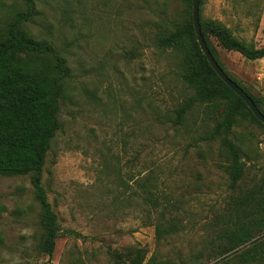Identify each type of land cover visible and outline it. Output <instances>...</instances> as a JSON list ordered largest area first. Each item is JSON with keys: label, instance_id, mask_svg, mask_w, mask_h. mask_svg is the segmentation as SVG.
I'll list each match as a JSON object with an SVG mask.
<instances>
[{"label": "rangeland", "instance_id": "1", "mask_svg": "<svg viewBox=\"0 0 264 264\" xmlns=\"http://www.w3.org/2000/svg\"><path fill=\"white\" fill-rule=\"evenodd\" d=\"M32 3L24 29L51 42L69 66L42 177L61 235L48 257L30 175H0V264H129L130 246L160 264H215L240 228L253 233L251 240L220 264H264V127L233 99L196 102L182 122L174 119L196 90L183 78L190 63L182 46H160L159 39L188 19L185 1ZM26 10L25 0H0V27ZM199 17L264 43V0H200ZM209 40L226 73L259 98L264 112V58ZM234 105L229 137L243 173L231 186L223 133L209 136ZM146 177L180 231L159 238L131 212L130 191L141 200L137 180ZM247 248L256 250L253 259L238 256Z\"/></svg>", "mask_w": 264, "mask_h": 264}, {"label": "trees", "instance_id": "2", "mask_svg": "<svg viewBox=\"0 0 264 264\" xmlns=\"http://www.w3.org/2000/svg\"><path fill=\"white\" fill-rule=\"evenodd\" d=\"M183 1L189 7L188 19L180 29L159 39L160 46L174 44L182 46L186 59L190 63V70L183 75V78L196 90L194 96L174 111L175 122H182L184 115L194 103L213 101L218 98L233 99L235 104L243 106L252 119L264 127L245 102L229 89L209 65L194 33L191 0ZM25 3L26 11L18 12L6 25L0 27V175H30L34 196L41 208L40 247L48 257H51L56 239L61 232L57 214L48 200L42 177L51 138L60 128L58 119L60 98L69 76V66L65 57L51 42L35 38L24 29V23L33 13L32 0H25ZM200 27V33L218 63L215 50L209 40L210 36H213L224 48L237 51L248 59L264 58V43L261 46H255L252 42L239 39L231 34L227 27L212 19L205 21L200 19ZM241 87L264 113L259 106V98L249 93L245 87ZM235 109L236 105L224 111L221 121L209 136L223 133L220 143L229 155L227 172L231 186L237 183L243 173L241 151L229 137L234 123ZM131 179L132 175H130ZM147 181H149L148 177L144 181L137 180L139 188L143 190L140 195L141 200L138 201L135 197L136 191H130L128 200L131 212H137L135 217L139 218L142 224L153 225L159 238L180 231L182 226L176 222L174 216H165L164 205L161 207L162 203L156 194L146 187ZM153 213H155L154 217H152ZM252 234L251 231L243 228L231 233L229 243L218 252L225 256L215 264L226 262L232 256L228 252L250 241ZM255 252L254 248H247L238 253V256L245 260L253 259ZM124 256L129 264H160L153 254L146 259V252L138 246H130L125 250Z\"/></svg>", "mask_w": 264, "mask_h": 264}, {"label": "water", "instance_id": "3", "mask_svg": "<svg viewBox=\"0 0 264 264\" xmlns=\"http://www.w3.org/2000/svg\"><path fill=\"white\" fill-rule=\"evenodd\" d=\"M199 5L200 0H191V19L193 23L194 33L198 45L206 57L209 65L215 71V73L220 77V79L231 89L235 94H237L250 109L252 114L264 125V113L257 107L250 95L242 89L233 79H231L220 64L216 61L213 54L211 53L206 41L203 38L200 27V18H199Z\"/></svg>", "mask_w": 264, "mask_h": 264}]
</instances>
